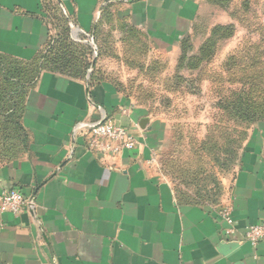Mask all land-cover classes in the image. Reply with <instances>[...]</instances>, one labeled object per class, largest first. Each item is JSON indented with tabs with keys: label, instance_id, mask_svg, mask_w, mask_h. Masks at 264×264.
Wrapping results in <instances>:
<instances>
[{
	"label": "crops",
	"instance_id": "1",
	"mask_svg": "<svg viewBox=\"0 0 264 264\" xmlns=\"http://www.w3.org/2000/svg\"><path fill=\"white\" fill-rule=\"evenodd\" d=\"M210 1L0 0V96L7 88L15 102L2 118L0 193L35 194L32 210L0 215V264H264V241L243 236L264 222V125L249 131L222 198L182 199L155 167L161 121L108 68L126 66L125 50L189 48ZM103 120L136 147L89 152L79 128Z\"/></svg>",
	"mask_w": 264,
	"mask_h": 264
},
{
	"label": "rangeland",
	"instance_id": "2",
	"mask_svg": "<svg viewBox=\"0 0 264 264\" xmlns=\"http://www.w3.org/2000/svg\"><path fill=\"white\" fill-rule=\"evenodd\" d=\"M210 2L189 48L165 56L125 50L126 66L108 64L124 81L119 87L164 127L158 174L179 197L198 202L218 190L223 197L249 131L264 125V0ZM2 116L0 143L9 134Z\"/></svg>",
	"mask_w": 264,
	"mask_h": 264
},
{
	"label": "built area",
	"instance_id": "3",
	"mask_svg": "<svg viewBox=\"0 0 264 264\" xmlns=\"http://www.w3.org/2000/svg\"><path fill=\"white\" fill-rule=\"evenodd\" d=\"M85 140L86 149L98 155H120L132 151L136 147V138L126 128L111 121H100L93 124L81 125L79 128ZM35 194L26 197L15 188L4 189L0 193V215L9 213L15 217L25 210H32ZM220 218L229 225L226 233L235 234L230 210L221 211ZM243 236L248 244L255 247L264 241V222L249 224L243 228Z\"/></svg>",
	"mask_w": 264,
	"mask_h": 264
},
{
	"label": "trees",
	"instance_id": "4",
	"mask_svg": "<svg viewBox=\"0 0 264 264\" xmlns=\"http://www.w3.org/2000/svg\"><path fill=\"white\" fill-rule=\"evenodd\" d=\"M65 59H67V58H65ZM64 61H66V60H64ZM68 64H69V61H66L65 63H63L62 64V68L63 69H66V68H68L69 66H68ZM2 72H4V71H2ZM8 74H10V75H12V71H9V73ZM7 88H5V90L3 91V92H1V96H0V115H2L3 114V112H4V108H5V105H6V103L8 104V107H7V111H10V108H12V106L15 104V102H13L11 105H10V103H11V99L10 98H8L6 95H7V91L8 90H6ZM15 115H13V117H14ZM3 117V116H2ZM7 117V116H6ZM15 118V117H14ZM257 119H258V121L257 122H259L260 120H262L261 119V117H257ZM8 126V129H9V127H10V125H7ZM12 126V125H11ZM16 125H14V131L12 132L13 134L16 132V127H15ZM5 130V129H4ZM9 134H10V130H9Z\"/></svg>",
	"mask_w": 264,
	"mask_h": 264
}]
</instances>
